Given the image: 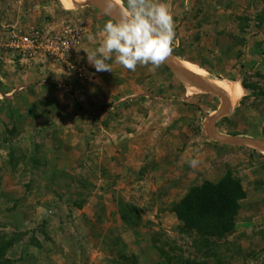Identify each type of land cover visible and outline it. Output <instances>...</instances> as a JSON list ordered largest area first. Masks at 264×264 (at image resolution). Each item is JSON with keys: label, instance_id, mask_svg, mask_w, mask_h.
<instances>
[{"label": "rangeland", "instance_id": "rangeland-1", "mask_svg": "<svg viewBox=\"0 0 264 264\" xmlns=\"http://www.w3.org/2000/svg\"><path fill=\"white\" fill-rule=\"evenodd\" d=\"M6 1L0 0V264H264V152L242 145L225 152L214 141L194 140L200 125L177 118L170 94L182 77L166 62L131 71L113 59L112 71L98 72L87 52L114 19L96 1L76 0L72 8L60 0ZM118 2L126 9V0ZM164 2L179 41L169 59L212 68L216 77L203 71L210 83L241 81L246 96L235 123L247 126L242 134L249 138L264 139V0ZM74 28L80 41L63 60L23 58L7 47L13 31L44 36ZM234 117L218 130L229 133ZM189 145L193 153L183 150ZM201 145L209 151L200 152ZM197 155L193 169L187 161ZM228 171L248 191L232 233L214 241L187 231L174 205L191 187ZM125 206L137 225L122 219Z\"/></svg>", "mask_w": 264, "mask_h": 264}, {"label": "clouds", "instance_id": "clouds-1", "mask_svg": "<svg viewBox=\"0 0 264 264\" xmlns=\"http://www.w3.org/2000/svg\"><path fill=\"white\" fill-rule=\"evenodd\" d=\"M114 6V0H109V8ZM101 35L99 46L86 51L89 62L98 72L112 71L108 62L113 59L131 71L148 65H151L150 71H155L179 44L172 11L164 0H126V9L121 11L120 18L109 19ZM88 39L92 41L94 37L89 35ZM187 163L195 169L200 161L193 158Z\"/></svg>", "mask_w": 264, "mask_h": 264}, {"label": "crops", "instance_id": "crops-1", "mask_svg": "<svg viewBox=\"0 0 264 264\" xmlns=\"http://www.w3.org/2000/svg\"><path fill=\"white\" fill-rule=\"evenodd\" d=\"M2 1H4V0H2ZM8 1H10V0H7L6 2H8ZM114 20H116V19H114ZM247 56H249L248 53H247ZM193 64H195V63H193ZM181 65L184 66L183 63H181ZM197 67L199 69H202L210 77L211 76L216 77L215 71L212 68H208V67L203 68V67H200L199 65H197ZM178 74L179 73H177V75ZM197 75L200 76L201 78H203V75H199V74H197ZM179 76L182 77L183 79L181 78L182 79L181 80L178 77L179 81L177 80L176 82H173L172 91H171L172 94H170L172 97H171L170 101L178 106V111L180 113L178 112L179 115L177 118H182L184 120H187L188 121L187 123L190 125H194V122L197 121V125H200L199 132L196 134V137L194 135V137H195L194 140L200 139L201 144L204 141H208V140L214 141L215 142L214 144H217L220 146V148L218 150L224 149L225 152L228 150L231 152H234L233 148H230L229 145H233V146L242 145L244 147L257 149V147H255L251 144H244L243 143L244 140L245 139H248V140H264V139H262V138H260V139L259 138L258 139L249 138V136L247 134H242L243 131L245 130V128H247V126H243L241 129H238L239 125H238V123H235V121H238L239 119H241V117L239 118L238 108H239V106H241V101L246 96L245 89H244L243 85L241 84V81H232L233 83L239 84L240 87L242 88V91H243V95L239 99V101L238 102H232L230 96L225 91H223L221 88L214 85V83H211V84H213L214 86L219 88V90H221V93H215V92L210 91V90H204L200 86L199 87L196 86L195 83H191L190 81H188V79L184 78L182 75L179 74ZM10 77H11V75L7 79L4 80V83H10V81H11ZM218 80H222V79H218ZM224 80H226V79H224ZM186 103L188 104V106L184 110V104H186ZM240 115H241V113H240ZM245 115H246V118H248L247 119L248 121H250V122L253 121L252 113L247 112V110H246ZM233 116H235L234 119H232L233 121L230 119L229 121H231V122L229 124H226L230 128L229 133L227 132V130H225V128L222 129L223 132L221 130H218V128H219L218 124H220L222 121L226 120V118H228V117L232 118ZM194 119H195V121H194ZM258 122L259 121H255L251 126H254ZM192 133H194V132L190 131L189 135L192 136ZM223 135L226 137H222ZM241 137H242V139L238 140V138H241ZM187 142L189 144H192L193 141L191 139V140H187ZM190 148H192V146L189 145L187 149L183 148V150L184 151L186 150V153H193L192 149H191V151H189ZM245 150H248V149H245ZM250 150H248V151H250ZM259 150L261 152H264L261 149H259ZM199 151L204 152V151H209V150H207V148H205L204 145L203 146L201 145V149H199ZM186 153H185V155H186ZM195 158L200 160L199 155H197V157H195ZM222 177H223V175H221L219 179H216L215 182L219 181Z\"/></svg>", "mask_w": 264, "mask_h": 264}, {"label": "trees", "instance_id": "trees-1", "mask_svg": "<svg viewBox=\"0 0 264 264\" xmlns=\"http://www.w3.org/2000/svg\"><path fill=\"white\" fill-rule=\"evenodd\" d=\"M247 196L243 180L228 171L217 182L204 181L191 187L174 205V212L187 231H195L210 240H220L234 230L241 201ZM131 213L125 206L122 219L129 225H137L139 222L132 219Z\"/></svg>", "mask_w": 264, "mask_h": 264}, {"label": "built area", "instance_id": "built-area-1", "mask_svg": "<svg viewBox=\"0 0 264 264\" xmlns=\"http://www.w3.org/2000/svg\"><path fill=\"white\" fill-rule=\"evenodd\" d=\"M80 38L79 28L65 30L58 35L44 36L35 31H13L8 38L7 47L23 58L48 56L63 60L79 43Z\"/></svg>", "mask_w": 264, "mask_h": 264}, {"label": "bare ground", "instance_id": "bare-ground-1", "mask_svg": "<svg viewBox=\"0 0 264 264\" xmlns=\"http://www.w3.org/2000/svg\"><path fill=\"white\" fill-rule=\"evenodd\" d=\"M62 4L66 8H72L75 5L76 0H60ZM99 2L101 5L105 6V8L111 13L112 17L114 19H119L121 15V8L115 4L114 7L109 8V0H95ZM119 4V2H117ZM181 65V63H180ZM184 66H182L186 71L199 74V75H205L203 74V70L199 69L191 64H188L186 62L183 63ZM205 77V76H204ZM214 85L221 88L223 91H225L231 98L232 101L236 102L239 101V99L242 97V90L240 87L237 86L236 83H233L232 81L227 80H214Z\"/></svg>", "mask_w": 264, "mask_h": 264}, {"label": "water", "instance_id": "water-1", "mask_svg": "<svg viewBox=\"0 0 264 264\" xmlns=\"http://www.w3.org/2000/svg\"><path fill=\"white\" fill-rule=\"evenodd\" d=\"M95 3H96V5H99L102 9H105L107 12H109L105 8V6L101 5L99 2L96 1ZM165 62L168 65H170L175 71H177L180 75H182L184 78H187L188 81H190L191 83H195L196 86H198V87L200 86L204 90H210V91H213L215 93H221V90H219V88H217L216 86H214L213 84H211L210 82L205 80L204 78H201L197 74L186 71V69H184L181 65L175 63L171 59H168ZM239 139H242V138H238V140ZM243 143L244 144H251V145H253V146L264 151V140H248V139H245Z\"/></svg>", "mask_w": 264, "mask_h": 264}]
</instances>
